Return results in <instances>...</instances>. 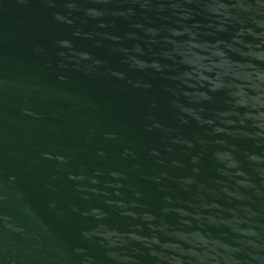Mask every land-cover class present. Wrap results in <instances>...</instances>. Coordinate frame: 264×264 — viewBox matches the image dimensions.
<instances>
[{
    "label": "water",
    "instance_id": "obj_1",
    "mask_svg": "<svg viewBox=\"0 0 264 264\" xmlns=\"http://www.w3.org/2000/svg\"><path fill=\"white\" fill-rule=\"evenodd\" d=\"M0 264H264V0H0Z\"/></svg>",
    "mask_w": 264,
    "mask_h": 264
}]
</instances>
